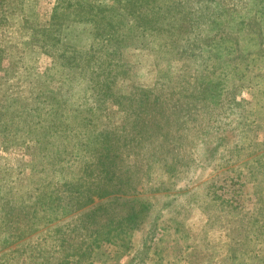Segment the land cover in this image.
<instances>
[{
    "label": "rangeland",
    "instance_id": "1",
    "mask_svg": "<svg viewBox=\"0 0 264 264\" xmlns=\"http://www.w3.org/2000/svg\"><path fill=\"white\" fill-rule=\"evenodd\" d=\"M76 1L61 3L78 6ZM89 1L94 10L117 6L115 0ZM58 2L0 0V110L8 116L20 113L15 126H0V264H122L152 223L151 259L143 264H264V4L260 12L252 0H175L170 6L160 1L159 12L179 10L184 15L175 27L177 37L169 33L161 42L155 35L135 36L133 45L123 49L130 78L114 84L123 94L115 91L99 102L94 88L80 78L107 72L100 62L104 51H96L98 42L91 38V25L70 16L55 29L57 39L42 36H47L44 30L53 21L52 8H60ZM221 10L231 14H226V23L214 24L212 13ZM189 12H204L196 37L194 23L185 16ZM184 25L191 27L185 43ZM218 31L227 42L253 53L242 74L232 69L242 63L239 58L206 64L188 54L187 47L199 42V35L204 42L217 38ZM63 45L87 51L79 58L90 62L94 72L55 68L52 51ZM220 79L221 92L213 97L210 87ZM50 90L57 98L48 110L36 108V101ZM124 92L138 100L129 116L119 106L122 100H112L122 99ZM147 95L149 100L144 99ZM43 114L54 119L57 129L66 119L69 131L83 141L103 137L107 130L124 155L122 167L128 165L126 171L116 172L123 184L115 193L122 199L110 202L108 210L121 213L141 203L147 207L139 212L138 227L111 236L84 260L79 254L84 226L69 227L94 202L62 210L44 205L52 189L49 183L55 181L53 165L45 167V160L34 158L32 123L27 122L37 123ZM83 123L88 132H83ZM220 134L227 149L222 144L218 153L202 152L203 142ZM74 153L80 154V149L65 155ZM72 163L78 169L82 160L72 157ZM93 180L89 176L88 181Z\"/></svg>",
    "mask_w": 264,
    "mask_h": 264
},
{
    "label": "trees",
    "instance_id": "2",
    "mask_svg": "<svg viewBox=\"0 0 264 264\" xmlns=\"http://www.w3.org/2000/svg\"><path fill=\"white\" fill-rule=\"evenodd\" d=\"M58 1L59 2L57 4L60 5V8L57 6L52 8L50 18L53 21H50L49 27L44 30V33H46L47 36H42L57 39L58 36L54 33L55 29L59 30L65 20H69L68 17L70 16L73 17L70 18L72 20L89 23L91 25V38L96 39L99 44V46L98 44L96 45V51H104L105 55H103L104 57L100 59V62H105L104 67L107 72L102 74L103 71L101 70L96 75L89 74V76H82L80 78H86L88 86L90 88H94V90H91L97 93H95L93 97L97 98L99 102H102L106 95L114 94L115 91L117 96H119L118 94H123V91L119 89L120 85L117 87V84H114L115 81H125L130 78L129 66H123V49L133 45V38L135 36L153 37V35H155L156 37H159L162 42V39L169 33L173 34V36L176 35L177 37L178 31H175V27L177 24L182 22V18L184 17L179 10L159 12L161 2L163 5L166 4L167 6H170L176 5L175 0H172L174 4L167 0H115L117 6L112 11H104L98 8L94 10V7L89 0L76 1L77 4L79 3L78 6H74L71 3L64 5L61 3L63 0ZM252 2L256 6L255 8L257 10L260 12L263 11L261 8L262 4H264V0H252ZM226 14L229 15L231 13H227L225 10H221L217 13L213 12L212 15L216 16L214 24L226 23ZM200 15H204V12H189L185 15L188 18V23H192V26L193 23L195 25V37L198 35L199 18H202ZM152 30H155L157 35L155 32H152ZM182 33L185 34V37L188 35V37L183 40L185 43L188 41L191 34V27L184 25ZM222 35V31H218L217 38H207L204 42H202V39L200 38L201 35H199L197 40L200 41L195 43V45L193 44L187 47L188 54H192L194 60L200 58L203 59L206 64L208 60L216 61L217 58L225 60L227 59V56H230L231 59L233 58L235 60L236 58H239L242 63L239 65L237 63H235L236 65L233 64L232 69L234 73L240 75L243 70L247 68L249 58L253 53L251 54L250 50L246 51V49H242L240 46H237L235 42H227L223 37H221ZM148 48L155 50L153 45H149ZM86 52L73 45L55 47L52 51V61L56 63L55 59L57 60V63L54 64L57 69L58 67L59 69L69 67L82 71L86 70L88 72L93 70L94 72L95 67H92L89 61V63H87L85 58H79V56L84 55ZM235 52L236 54H234ZM210 53H212L213 56H211ZM79 64L82 65L79 66ZM88 64L90 65L88 66ZM49 73L50 71H48V74ZM68 78L70 77L63 79L67 80ZM222 84L223 81L220 79L214 84L216 85L215 88L213 86L210 87V94L213 97L220 94ZM132 86L133 84L129 86V89ZM141 88H143V92L146 87L143 86ZM130 93L127 94V92H124L122 99L120 97L119 99L112 97V100H117V102L121 100L124 101V103L121 101V105L119 106H123L125 108L124 112L125 115L128 113L127 116L131 115L129 110L133 112V110L129 108L134 107L133 105H136L138 102V100H134L136 97H131ZM56 98V95L52 94L50 90L48 92V96L44 99L36 101L35 107H41L48 110L49 102L55 100ZM229 98L231 101L233 96ZM144 99L149 100L150 97L147 95ZM228 101L229 100L227 99L226 102ZM37 104H40V106ZM22 107L25 108L27 106L23 105ZM97 107L99 108V105ZM56 111L57 109H53V114L51 115L54 119H56L54 117L57 114ZM24 112L26 111L24 110ZM30 115H32V113H30ZM15 116L20 117V113L17 111L14 115L8 116L3 110H0V126H8L9 124H14L15 126V123H13L15 122ZM41 118L42 119L38 120V124L36 122L33 123L32 119L27 120V122L28 124L32 123L30 132L32 131V140L35 144L34 158L38 157L40 160H45V167L47 165H53L50 172L54 173L55 181L54 183H52V181L49 183V186H52L50 193L46 196L44 195L46 193H42V195L45 196V199L43 200L44 205L46 207H52L53 205L55 210L57 208H61L62 210L66 207H76L77 204L80 205L82 203L87 204L88 202H94L91 205L86 206L82 213L76 215L74 221L77 222L69 227L70 231L74 229L80 230L79 226H84L83 228L85 233L84 235H81V237H84L85 243L79 252L84 260V258L90 256V252L94 248L99 247L102 242L109 240L111 236L128 233L132 229L138 227L142 221L139 212L143 208V210H147V207L141 203L139 208H134V206H132L130 209H125L124 212L119 211L121 213H115L114 211L108 210L107 205H109L110 202L114 201L115 203H118V201L122 199L120 196L121 194L115 193L123 184V181L117 177L116 172L121 170L126 171L128 169V165L122 167L123 162L121 161L123 160L124 155H121V151L119 150V146L116 144V140L114 141L113 138L107 136V130L104 131L103 137L93 136L91 138L90 136L85 135L88 137L86 141H83L80 137L76 138L78 136L75 135L76 132L72 134L69 131L70 127L66 119L61 121L62 125H60L57 129V124L51 122L54 119L50 118L49 115L43 114L41 115ZM132 127H134V124H132ZM88 131L89 129L87 128V124L83 123V132ZM67 133H71L72 135L68 136ZM214 138L215 140L209 139L203 142L204 150L202 152H205L206 155L213 154L215 152L218 153V148H220V145L222 144H224L226 148V139L224 136H221L220 134L219 137L217 136ZM73 148L74 150L80 149L81 153H74L66 156L65 153H67L69 149ZM72 157H79L82 160V164L78 163V169L75 165H73V163L69 165ZM71 168L72 170H70ZM90 168H92V170H90ZM86 176H88L87 179ZM89 176H94V180L88 181ZM18 196L21 199V196ZM105 196L107 197L104 201L99 200L101 198H105ZM111 198L114 199L112 200ZM34 208L32 209L33 213L36 212V209ZM155 214L159 215L158 212ZM154 234V224L152 223L151 226H147L143 237L140 239L139 246L122 264H143L146 263L147 260H150L152 247L151 243L154 239ZM65 240L66 237L61 240L62 243H64ZM80 260L81 259H79V261Z\"/></svg>",
    "mask_w": 264,
    "mask_h": 264
}]
</instances>
